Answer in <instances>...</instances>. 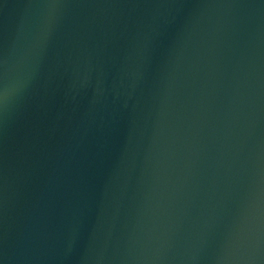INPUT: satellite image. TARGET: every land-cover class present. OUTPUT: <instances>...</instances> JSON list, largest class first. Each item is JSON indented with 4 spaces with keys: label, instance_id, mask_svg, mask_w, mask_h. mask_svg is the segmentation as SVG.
Listing matches in <instances>:
<instances>
[{
    "label": "water",
    "instance_id": "water-1",
    "mask_svg": "<svg viewBox=\"0 0 264 264\" xmlns=\"http://www.w3.org/2000/svg\"><path fill=\"white\" fill-rule=\"evenodd\" d=\"M0 264H264V0H0Z\"/></svg>",
    "mask_w": 264,
    "mask_h": 264
}]
</instances>
